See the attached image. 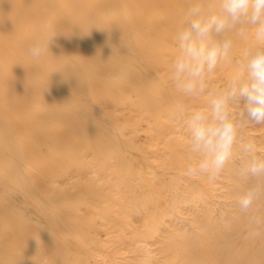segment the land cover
I'll return each mask as SVG.
<instances>
[{
    "label": "bare ground",
    "instance_id": "bare-ground-1",
    "mask_svg": "<svg viewBox=\"0 0 264 264\" xmlns=\"http://www.w3.org/2000/svg\"><path fill=\"white\" fill-rule=\"evenodd\" d=\"M23 1L21 23L0 0V264H219L220 252L237 264L230 214L257 215L264 195L248 213L238 201L264 178L235 169L241 142L264 159V124L238 129L214 180L190 174L197 157L177 113L205 109L209 94H182L171 74L189 8L218 11L217 0ZM226 35L230 62L209 93L261 43L250 25Z\"/></svg>",
    "mask_w": 264,
    "mask_h": 264
},
{
    "label": "clouds",
    "instance_id": "clouds-1",
    "mask_svg": "<svg viewBox=\"0 0 264 264\" xmlns=\"http://www.w3.org/2000/svg\"><path fill=\"white\" fill-rule=\"evenodd\" d=\"M218 11L205 10L199 3L190 7L183 27L175 34L178 53L171 66L175 88L182 94L198 97L209 94L205 109L193 108L177 113L185 126L188 148L197 157L190 174H204L214 180L231 161L241 121L231 112L233 103L242 105L245 122L264 124V0H217ZM252 26L259 46L245 53L224 88L208 92L207 78L221 62H230L232 40L227 33L237 26ZM55 34L47 37L48 47ZM44 51L37 40L29 48L33 57ZM245 158L236 167L241 177L264 178V159L255 155L253 143L241 142ZM264 195V185L250 187L239 199L242 212L248 213ZM252 229L264 225V217L249 216ZM252 235L259 232L252 231ZM37 264V262H36Z\"/></svg>",
    "mask_w": 264,
    "mask_h": 264
},
{
    "label": "rangeland",
    "instance_id": "rangeland-1",
    "mask_svg": "<svg viewBox=\"0 0 264 264\" xmlns=\"http://www.w3.org/2000/svg\"><path fill=\"white\" fill-rule=\"evenodd\" d=\"M3 1L5 2L4 5H6L4 7L8 9V10L5 8L2 9L5 15L7 14V12L12 10L14 11L13 13L17 15L21 23L24 21V19H26L29 16V13L26 11V7L23 4L24 3L23 0H7V1L3 0ZM17 57L18 59L22 57L21 51H18ZM233 116L235 119L241 121V125L239 129L242 128V126L244 125H248L249 127L252 126V128L253 127L257 128V125L252 122H249L248 124H244L242 122V118L239 113H236ZM256 128H254L253 132L251 131L253 135H258V130H256ZM263 131H264V128H263ZM256 209H257V215L260 217H264V205L257 206ZM233 210H236V209H229V211H233ZM230 215H232V217L235 219L234 225H230V227H232L233 229L230 232H234V233L230 235L229 231H228L229 234L227 231H224V233L222 231L221 238L225 237L228 234L225 238H226L227 243H229V240H230L234 260L237 261V264H264V225L260 226L259 228L252 229L251 227H249L250 226L249 221L243 222L239 218L238 215H233L232 213ZM4 218H5L4 216H0V219H4ZM244 224L250 228L248 231H245L246 230L245 228H241L242 225ZM225 225H226V222L222 223L220 227L223 228L222 226H225ZM251 230L259 232L260 234L252 235ZM232 237L234 239H232ZM0 248H2V246H0ZM222 256L223 254L222 252H220L217 257V263L222 264ZM90 264H96V263L92 262Z\"/></svg>",
    "mask_w": 264,
    "mask_h": 264
}]
</instances>
